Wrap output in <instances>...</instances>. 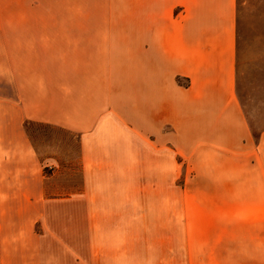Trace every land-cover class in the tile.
<instances>
[{
  "label": "crops",
  "instance_id": "1",
  "mask_svg": "<svg viewBox=\"0 0 264 264\" xmlns=\"http://www.w3.org/2000/svg\"><path fill=\"white\" fill-rule=\"evenodd\" d=\"M59 2L64 16L0 19V264H63L76 218L85 264H232L171 259L168 235L172 199L200 233L264 219L240 0ZM26 123L74 133L76 165L43 160Z\"/></svg>",
  "mask_w": 264,
  "mask_h": 264
},
{
  "label": "rangeland",
  "instance_id": "2",
  "mask_svg": "<svg viewBox=\"0 0 264 264\" xmlns=\"http://www.w3.org/2000/svg\"><path fill=\"white\" fill-rule=\"evenodd\" d=\"M49 1L40 0L39 4L35 2L37 7L33 11L29 7L32 6L30 0H0V19L14 16H64L62 3L55 0L56 7L50 9ZM239 14L242 69L238 74V93L256 134L260 128L264 127V0H240ZM26 130L32 142L40 149L43 160L53 155L63 164L67 163V167L64 165L66 168L76 165L78 138L74 133L34 123L27 124ZM182 181L181 176L177 182L181 184ZM185 204L186 212L183 217L181 213L183 203L176 199L170 200L169 258L193 261L194 258L205 259L214 256L232 261V264H264V219H259L258 223L246 218L233 219L232 230L224 227L227 221H217L222 227H214V229L219 232L209 231L208 226L206 233H200L195 231V225L190 216L191 203ZM207 224L209 220L206 226ZM71 230L72 235L71 237L68 235L70 240L67 239V241H71L73 245L72 254L64 250L58 251L60 256L58 261H62L63 264L66 262L67 264H85L87 263L84 257L86 251L81 248L79 218L73 219ZM94 263L95 260L90 258L89 253L88 264Z\"/></svg>",
  "mask_w": 264,
  "mask_h": 264
},
{
  "label": "trees",
  "instance_id": "3",
  "mask_svg": "<svg viewBox=\"0 0 264 264\" xmlns=\"http://www.w3.org/2000/svg\"><path fill=\"white\" fill-rule=\"evenodd\" d=\"M241 58H242V53H241V48L239 45V22H238V57H237V62H238V74L240 72L241 68ZM27 126V123H26Z\"/></svg>",
  "mask_w": 264,
  "mask_h": 264
}]
</instances>
